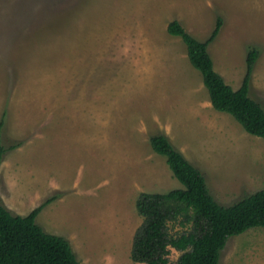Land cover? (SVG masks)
Here are the masks:
<instances>
[{
	"label": "rangeland",
	"instance_id": "obj_1",
	"mask_svg": "<svg viewBox=\"0 0 264 264\" xmlns=\"http://www.w3.org/2000/svg\"><path fill=\"white\" fill-rule=\"evenodd\" d=\"M236 90L264 108V0H0V203L68 240L80 264L130 258L142 193L181 189L150 138L165 137L221 205L264 189V140L211 108L178 22ZM181 253L170 248L169 264ZM219 264H264V233L229 237Z\"/></svg>",
	"mask_w": 264,
	"mask_h": 264
},
{
	"label": "trees",
	"instance_id": "obj_2",
	"mask_svg": "<svg viewBox=\"0 0 264 264\" xmlns=\"http://www.w3.org/2000/svg\"><path fill=\"white\" fill-rule=\"evenodd\" d=\"M221 19L208 39L200 42L182 26L171 21L170 35L182 39L187 58L199 71L211 107L231 115L249 134L264 140V108L249 96L250 73L258 57L255 48L246 53V72L240 86L233 90L212 67L207 52L220 27ZM153 151L163 156L181 189L166 193H140L135 209L142 217L136 229L130 258L143 264H169L170 248L181 254L175 264H219L220 252L233 235L258 227L264 233V189L221 205L208 191L203 175L169 141L156 135L150 138ZM0 142V164L5 152ZM45 200L25 216L12 215L0 203V264H80L68 240L44 232L35 218L51 203Z\"/></svg>",
	"mask_w": 264,
	"mask_h": 264
},
{
	"label": "clouds",
	"instance_id": "obj_3",
	"mask_svg": "<svg viewBox=\"0 0 264 264\" xmlns=\"http://www.w3.org/2000/svg\"><path fill=\"white\" fill-rule=\"evenodd\" d=\"M212 108V107H211Z\"/></svg>",
	"mask_w": 264,
	"mask_h": 264
}]
</instances>
